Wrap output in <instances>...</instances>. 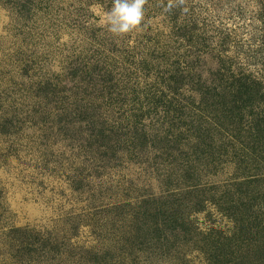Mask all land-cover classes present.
Instances as JSON below:
<instances>
[{"label": "rangeland", "instance_id": "rangeland-1", "mask_svg": "<svg viewBox=\"0 0 264 264\" xmlns=\"http://www.w3.org/2000/svg\"><path fill=\"white\" fill-rule=\"evenodd\" d=\"M167 2L148 0L141 26L116 37L100 24L112 0H0V264H47L53 258L80 264L89 257L86 247L104 251L114 245L113 233L124 236L122 222L113 228L117 217L105 211L126 192L159 194L193 181L220 183L233 174L234 165L227 164L215 172L203 170L198 181L188 179L180 159L154 162L153 154L147 159L153 162L123 161L101 179L90 176L84 146L92 126L71 111L78 102L96 104L92 87L102 84L104 71L115 72L118 84L126 86L120 99L127 94L129 100L132 87L140 92L176 58L183 61L188 49L209 84H214L218 54L238 56L264 80V0H184L165 11ZM49 81L57 94L41 99ZM117 108L98 114L107 120L122 113ZM184 198L174 200L183 204ZM194 218L202 230L210 223L229 224L212 208ZM17 228L54 239L61 250L30 255L24 238L13 232ZM194 245L185 251L195 257L200 245ZM178 257L151 256L149 264H185ZM189 264H199L198 258Z\"/></svg>", "mask_w": 264, "mask_h": 264}, {"label": "trees", "instance_id": "trees-1", "mask_svg": "<svg viewBox=\"0 0 264 264\" xmlns=\"http://www.w3.org/2000/svg\"><path fill=\"white\" fill-rule=\"evenodd\" d=\"M191 58L188 49L183 61L176 58L140 92L132 87L134 100L127 94L120 99L126 86L118 84L115 72L104 71L102 84L92 87L97 88L96 104L73 106L71 116L78 112L79 121L92 126L84 146L90 153V176L101 179L104 171L116 170L123 161L153 162L148 161L153 154L154 162L164 157L173 164L180 159L188 179L198 181L203 170L215 172L227 164L234 165L233 174L220 183L193 181L159 194L132 197L126 192L124 200L108 204L105 211L117 217H112L113 228L116 221L122 222L124 236L117 239L113 233L114 245L104 251L86 247L83 252L89 257L80 264H149L151 256L165 260L176 255L185 264L196 258L199 264H264L263 76L238 61V56L218 54L219 66L211 73L214 84H209ZM43 84L41 99L54 98L56 85ZM64 100L69 102L68 97ZM116 104L121 114L107 120L99 116L103 108L113 109ZM180 195L185 197L183 204L174 200ZM209 208L227 218L228 226L210 223L205 230L199 228L194 217ZM13 232L24 238L30 255L61 250L57 241L38 232L27 228ZM194 243L200 245L195 257L190 256L193 251H185ZM61 262L53 258L47 264Z\"/></svg>", "mask_w": 264, "mask_h": 264}, {"label": "clouds", "instance_id": "clouds-1", "mask_svg": "<svg viewBox=\"0 0 264 264\" xmlns=\"http://www.w3.org/2000/svg\"><path fill=\"white\" fill-rule=\"evenodd\" d=\"M148 0H112L110 10L100 18L101 26L116 37H123L138 29L145 16ZM184 0H168L165 11L182 5Z\"/></svg>", "mask_w": 264, "mask_h": 264}]
</instances>
